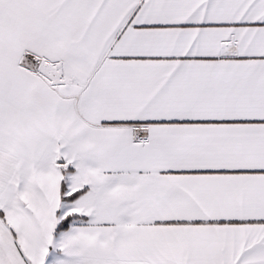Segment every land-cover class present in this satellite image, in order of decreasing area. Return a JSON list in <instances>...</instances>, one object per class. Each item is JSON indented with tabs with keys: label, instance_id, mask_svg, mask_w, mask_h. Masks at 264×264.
I'll return each mask as SVG.
<instances>
[{
	"label": "snow or ice",
	"instance_id": "6c2138e0",
	"mask_svg": "<svg viewBox=\"0 0 264 264\" xmlns=\"http://www.w3.org/2000/svg\"><path fill=\"white\" fill-rule=\"evenodd\" d=\"M0 264H264V0H0Z\"/></svg>",
	"mask_w": 264,
	"mask_h": 264
}]
</instances>
